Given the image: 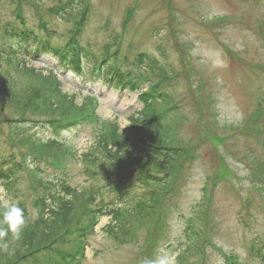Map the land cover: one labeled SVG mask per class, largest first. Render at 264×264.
<instances>
[{
  "label": "rangeland",
  "instance_id": "obj_1",
  "mask_svg": "<svg viewBox=\"0 0 264 264\" xmlns=\"http://www.w3.org/2000/svg\"><path fill=\"white\" fill-rule=\"evenodd\" d=\"M36 1L38 5L34 4ZM58 1L66 2L35 0L33 6L22 13L27 16L25 21L30 30L40 40L50 38L54 47L62 45L58 38L72 27L48 14L47 8ZM91 2L93 15L82 31L83 48L101 52L106 44H110V36L120 34L122 22L126 18L129 20L132 13L123 54L132 60L137 53L146 52L160 59L158 50L161 47L169 70L177 74L167 85L179 104L177 136L198 146L197 161L186 166L187 181L173 201L177 207L167 220L164 219L159 232L160 248L149 260L157 261L163 257L166 264H178L176 258L188 243L183 233L188 220L199 215L197 228L202 231L204 223L199 220L207 219L205 212L208 209L211 227L203 233L209 242V247L204 248L206 259L201 260V254H196L185 263L226 264L224 256L229 255L239 264H264L251 251L252 246L253 250L264 249V118L258 123L262 131L259 137L251 125H246L260 102L264 110V0ZM13 8L15 5H10L9 0H0V13L4 19L14 20ZM42 21L47 24L46 32L41 27L36 29ZM54 64L55 61L45 57L29 65L35 70H45L46 66L54 67ZM67 76L61 83L62 94L77 95V106L86 92L96 93L99 88L94 83L87 84L85 93H80L77 91L78 78ZM12 78L15 87H23L27 82V78L17 74ZM137 96L112 90L100 94L96 111L100 123L83 128L71 143L77 152V162L73 161L71 169L78 173L72 181L73 186L83 188L87 185L79 174L80 154L91 148L104 125L115 124L119 129L128 125L129 117L142 109ZM23 115L10 107L0 108L1 156L6 157L7 152L14 150L6 142L8 129L22 126L7 125V121L23 118ZM44 129L39 128L36 132L45 137ZM72 134L66 132L63 136L71 137ZM215 181L218 183L209 187ZM26 184L25 179L24 186ZM205 188L210 199L207 206L202 203ZM24 194L29 196L30 192ZM0 201L5 205L16 203L18 198L6 193L0 185ZM29 213L35 217L31 209ZM108 224V217L99 221L95 235L88 241L83 264H142L141 254L146 243H150L148 238L154 226L150 231L140 230L134 242L118 244L106 236ZM204 238L199 243L206 245Z\"/></svg>",
  "mask_w": 264,
  "mask_h": 264
},
{
  "label": "trees",
  "instance_id": "obj_2",
  "mask_svg": "<svg viewBox=\"0 0 264 264\" xmlns=\"http://www.w3.org/2000/svg\"><path fill=\"white\" fill-rule=\"evenodd\" d=\"M88 7L84 5V0L58 1L49 12L79 26ZM75 31H72L73 35ZM4 39L7 41L6 36ZM158 52L160 59L146 53L138 54L136 59L139 75L135 80H147L153 94L147 96L149 104L146 110L140 118L131 119L129 126L123 130L115 124L104 125L97 134L94 151L84 156V173H90L92 168L112 169L119 176L124 173V181H127L128 174L134 173L137 177H144L147 185L155 187L150 188V194L142 199L136 200V196L129 194L120 200L121 208L114 213L115 224L108 228L109 235L119 242L131 241L140 229L151 225L153 216L159 214L164 205V197L172 185V177L178 175L181 161L189 159L188 155L192 151L188 144L176 138L178 109L172 107L171 92L166 89L175 73L169 70V63L165 60L161 47ZM4 53L0 50V60L3 61L2 64L7 63L9 69H4L0 64L1 109L10 107L17 113L53 118L50 120L52 123L56 116L65 120L74 115V112L84 113L90 110V99L77 106L75 96L62 94L60 84L54 76L43 75L23 63L19 54L21 52L16 55L13 53L11 57ZM14 74L27 78L23 87L14 86ZM93 122L90 123L94 126L100 123L95 117ZM61 147L56 142L48 141L32 152L36 151L35 155L40 158L44 155L55 157ZM17 170L14 165L0 168V180L5 182L6 190L15 186L16 181H11V176ZM36 185L31 190L37 220L32 222L21 207L27 227L20 241H14L11 236L7 238L9 251L0 249V264H67L69 258L83 252L79 243L80 232L92 227L97 217L94 214L93 193L98 194L99 190L93 192L92 188L89 191H74L62 185V196L51 194L50 183L37 182ZM87 195L90 199L86 198ZM0 209H3L1 202ZM189 237L192 238L188 250L197 249L202 237L200 231L192 228Z\"/></svg>",
  "mask_w": 264,
  "mask_h": 264
},
{
  "label": "clouds",
  "instance_id": "obj_3",
  "mask_svg": "<svg viewBox=\"0 0 264 264\" xmlns=\"http://www.w3.org/2000/svg\"><path fill=\"white\" fill-rule=\"evenodd\" d=\"M26 227L24 210L16 203H6L3 209H0V249L9 251L7 238L11 236L14 241H20ZM145 264H166V260L160 257L157 261L146 260Z\"/></svg>",
  "mask_w": 264,
  "mask_h": 264
}]
</instances>
